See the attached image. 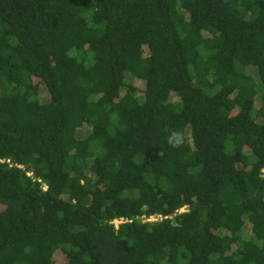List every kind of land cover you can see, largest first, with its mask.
I'll list each match as a JSON object with an SVG mask.
<instances>
[{
	"label": "trees",
	"instance_id": "obj_1",
	"mask_svg": "<svg viewBox=\"0 0 264 264\" xmlns=\"http://www.w3.org/2000/svg\"><path fill=\"white\" fill-rule=\"evenodd\" d=\"M0 264H264V0H0Z\"/></svg>",
	"mask_w": 264,
	"mask_h": 264
},
{
	"label": "clouds",
	"instance_id": "obj_2",
	"mask_svg": "<svg viewBox=\"0 0 264 264\" xmlns=\"http://www.w3.org/2000/svg\"><path fill=\"white\" fill-rule=\"evenodd\" d=\"M185 141H186L185 133L181 130H171L167 138V143L169 147L173 149L182 147Z\"/></svg>",
	"mask_w": 264,
	"mask_h": 264
},
{
	"label": "built area",
	"instance_id": "obj_3",
	"mask_svg": "<svg viewBox=\"0 0 264 264\" xmlns=\"http://www.w3.org/2000/svg\"><path fill=\"white\" fill-rule=\"evenodd\" d=\"M161 219L162 217H150L148 221H156V220H161ZM119 221L120 223H123V220H119ZM116 222H118V220H116ZM116 222L114 224L116 225V227H118L119 224H116Z\"/></svg>",
	"mask_w": 264,
	"mask_h": 264
},
{
	"label": "rangeland",
	"instance_id": "obj_4",
	"mask_svg": "<svg viewBox=\"0 0 264 264\" xmlns=\"http://www.w3.org/2000/svg\"><path fill=\"white\" fill-rule=\"evenodd\" d=\"M259 104H260V103H259ZM259 104H258V106H259ZM115 222H116V221H115ZM115 222H114V223H115ZM116 224H119V225H120V221L118 220V222H116ZM119 225H118V226H119Z\"/></svg>",
	"mask_w": 264,
	"mask_h": 264
}]
</instances>
